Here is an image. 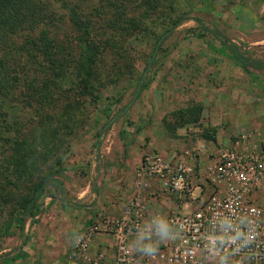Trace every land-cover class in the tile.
<instances>
[{"label": "rangeland", "instance_id": "1", "mask_svg": "<svg viewBox=\"0 0 264 264\" xmlns=\"http://www.w3.org/2000/svg\"><path fill=\"white\" fill-rule=\"evenodd\" d=\"M172 3L159 18L144 20L135 35H96L105 51L92 76L75 68L79 52L72 50L60 77L40 71L34 96L24 98L28 89L22 87L9 98L0 122V264H94L102 253L92 252L93 242L102 233L91 241L88 258L79 243L91 224L122 214L100 215L110 211L108 199L130 187L123 178L137 189L149 143L163 154L177 142L183 152L205 144L207 153L204 134L224 130L231 142L253 133L264 148V66L244 69L208 30L264 62V0ZM138 8V14L145 11ZM180 14L189 19L160 39L170 17ZM66 34L75 41L71 27ZM195 106L202 107L199 122H191ZM228 146L221 145L212 160ZM45 176L55 183L23 219L21 201L33 196ZM198 186L196 196L212 192L201 175ZM136 189L126 191L123 209Z\"/></svg>", "mask_w": 264, "mask_h": 264}, {"label": "built area", "instance_id": "2", "mask_svg": "<svg viewBox=\"0 0 264 264\" xmlns=\"http://www.w3.org/2000/svg\"><path fill=\"white\" fill-rule=\"evenodd\" d=\"M205 151L206 145L200 144L175 161L159 151L146 153L134 196L119 217L89 226L79 243L81 252L88 258L91 241L104 233L114 237L115 264H264V206L254 197L264 185V148L253 133H242L202 168L195 160ZM198 175L211 185L207 198L195 195L201 189L195 187ZM152 179L187 208L171 210L168 231L160 223L161 213L147 222L144 193ZM135 237L142 238L140 248ZM104 260L102 254L94 264Z\"/></svg>", "mask_w": 264, "mask_h": 264}, {"label": "trees", "instance_id": "3", "mask_svg": "<svg viewBox=\"0 0 264 264\" xmlns=\"http://www.w3.org/2000/svg\"><path fill=\"white\" fill-rule=\"evenodd\" d=\"M173 1L0 0V122L6 119L5 105L15 91L26 87L28 92L24 93V98L27 94L34 96V85L38 83L40 71L59 74L60 77L70 63L67 60L69 53L77 50L80 63L75 64V68L92 76L97 58L105 51L101 43L94 41L96 35L104 33L112 38L119 31L128 36L135 35L144 20L159 18L166 7H173ZM141 6L145 7V11L138 14V7ZM188 19L181 14L172 15L169 19L170 26L161 34L160 39L169 37ZM67 27H71L76 34L74 42H69ZM208 30L214 38L223 41L234 51L237 61L244 69L264 66L263 61L246 56L237 45H229L226 36L218 30ZM155 57L154 53L149 66ZM42 96L52 99L47 91ZM190 112L194 114L191 122L201 120V106H195ZM203 137L216 140V136L209 133ZM54 183L52 177L45 176L35 188L33 196L21 201L23 219L34 212L44 189Z\"/></svg>", "mask_w": 264, "mask_h": 264}, {"label": "crops", "instance_id": "4", "mask_svg": "<svg viewBox=\"0 0 264 264\" xmlns=\"http://www.w3.org/2000/svg\"><path fill=\"white\" fill-rule=\"evenodd\" d=\"M224 130H222L221 132H217L216 134V140H210L207 141L205 138H201L199 141H207V143L209 144V152L204 153L202 156H200L199 158H196L195 162L196 164L199 166L201 165L202 168L208 166L210 163L213 162L212 158L210 155H212L213 152H215L218 148H220L221 145H229L231 146L233 144V142H231L230 140H228L227 138V134H225L223 132ZM262 133V132H261ZM197 142V141H196ZM194 142V143H196ZM193 143V139H190L188 141V145H191ZM183 144L181 142H177L175 145H172V147L170 148V150H166V154H164L166 157L170 158V160H177L178 158H180L181 156L184 155V148H183ZM152 144L149 143L147 144V146H145V152L149 153L148 151H155L152 148ZM145 153V154H146ZM167 158V159H168ZM127 179V178H126ZM125 178H123V181L125 183H130L129 186L130 187H125L124 189H126V191L128 192L129 190L132 189H136L133 185V182H128ZM197 179V178H196ZM113 183V181H111ZM126 191H120L119 193L121 197H117V196H112L110 199H105V201L107 200L109 203H111L110 206V211H106V212H102L101 214H115L116 211H118L120 209V213H118V215H120L122 213L123 210V200L125 198V196H127ZM144 198H145V203L147 206V222L151 223L153 217L158 214L161 213L163 215V219L160 222L161 225H163V228L168 231V224H167V217L168 214L171 212V210L175 209L177 206L181 205V207H183V209H187L184 205H183V201L180 200L179 198H177L176 196L171 195L168 191H166L159 180L156 179H152L150 181V187L147 188L145 190L144 193ZM255 200L264 206V185L262 186V188H260L257 192H255L254 194ZM112 212V213H111ZM116 215V214H115ZM134 245L137 248H140V246H142V238L139 237H135L133 239ZM92 252L93 253H102L105 255V260L103 262V264H115V259H116V247H115V241H114V237L112 235H108V234H98L93 242V246H92Z\"/></svg>", "mask_w": 264, "mask_h": 264}]
</instances>
